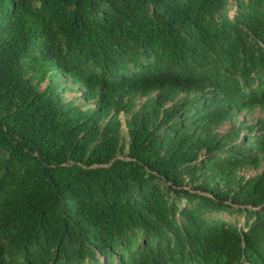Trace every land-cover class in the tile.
<instances>
[{
    "label": "trees",
    "instance_id": "1",
    "mask_svg": "<svg viewBox=\"0 0 264 264\" xmlns=\"http://www.w3.org/2000/svg\"><path fill=\"white\" fill-rule=\"evenodd\" d=\"M263 105L264 0H0V264H264Z\"/></svg>",
    "mask_w": 264,
    "mask_h": 264
},
{
    "label": "rangeland",
    "instance_id": "2",
    "mask_svg": "<svg viewBox=\"0 0 264 264\" xmlns=\"http://www.w3.org/2000/svg\"><path fill=\"white\" fill-rule=\"evenodd\" d=\"M67 95H71L70 93H67ZM264 118V105L263 106H257L253 109L239 112L237 113L233 118H231L228 121H225L221 126L217 128V130L222 131L225 128H233V127H245L248 125H251L255 120ZM121 120H123V116H121ZM122 139L126 140V128L124 126V123H122L121 126V132H120ZM264 154L262 156V164H264ZM259 169L256 168H248V169H242L240 173L244 176H251L255 173H258Z\"/></svg>",
    "mask_w": 264,
    "mask_h": 264
}]
</instances>
